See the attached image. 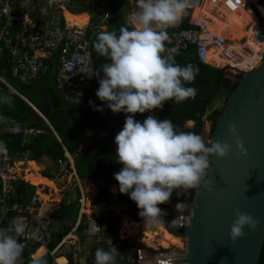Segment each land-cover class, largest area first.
I'll return each instance as SVG.
<instances>
[{
  "label": "clouds",
  "instance_id": "obj_1",
  "mask_svg": "<svg viewBox=\"0 0 264 264\" xmlns=\"http://www.w3.org/2000/svg\"><path fill=\"white\" fill-rule=\"evenodd\" d=\"M256 4L259 6L258 2ZM34 5V16L36 17L38 7L36 0H34ZM191 5L192 0H136V7L128 16V26L120 27L118 34L115 31H103L99 25L93 28L100 32H97L93 47L108 61L95 71L94 76L103 73V78L98 81L99 87L95 95L101 102H106L107 108L113 114L123 112L126 117L123 128L114 140L116 162L123 167L114 174L113 179L118 184L119 193L129 195V199L136 204L139 210V216L144 223L149 225L163 222L161 218L163 213L158 205L167 203L174 191L209 190L210 181L205 179L209 170V158L224 159L232 151V146L227 143L211 142L206 145L200 135L178 131L172 121L167 118L158 120L153 115H149L143 123L134 119L135 114L162 109L166 101L179 104L196 96V88L188 85L195 81L199 69L192 65H178L171 54L173 50L165 47V43L170 42L168 28L175 27ZM38 19H41V16ZM60 19L65 24L66 18L61 17ZM95 83L91 88L81 92V98L77 102L68 94H60L67 97V99L64 98L66 102L70 100L75 106L83 99L85 102L89 94L96 90L94 89ZM8 88L10 94L0 95V103L10 105L14 90L11 86ZM89 104L91 105L92 102L89 101ZM30 106L41 117L42 114L31 104ZM94 110L102 112L103 108L94 107ZM43 117L47 120L45 116ZM46 123L49 124V121L47 120ZM11 126L17 127L14 133L33 131L35 134L36 132L15 121L11 122ZM228 133L236 137L234 154H239L241 157L246 156L247 150L237 136L235 125H229ZM4 150L5 146L0 142V151ZM65 157L69 164L68 157L66 155ZM7 158L10 157L7 156ZM1 159L4 161V157ZM27 160L30 159L20 161L26 162ZM10 162L14 167L15 162ZM61 166L64 168V164ZM1 172L2 169L0 171L2 179ZM12 174L16 172L9 175ZM22 177L20 176L21 179ZM23 180L26 181L25 178ZM2 186L3 193L0 199L4 198L6 207L12 208L18 203L9 207L7 199L14 191L4 195L3 179ZM233 215L235 219L230 226L229 239L234 243L243 238L245 228L249 232H255L259 221L250 214L241 213L238 209L233 210ZM25 230L26 224L19 217L13 218L8 227L0 228V264H18L23 251L31 248L35 249L31 257L38 249L47 248V254L53 257L54 264L59 258H63L58 254L63 241L53 252L49 250L53 242L48 247L34 246L23 250L24 245L18 241V238L25 233ZM86 230L87 227L85 236ZM103 233L104 227L100 236ZM111 245L110 242L108 248H111ZM132 250H134V264L135 251L138 249ZM117 253L115 247L108 251L97 249L95 264H114ZM33 264H44V261L39 258L34 260ZM68 264H70L69 260Z\"/></svg>",
  "mask_w": 264,
  "mask_h": 264
},
{
  "label": "trees",
  "instance_id": "obj_2",
  "mask_svg": "<svg viewBox=\"0 0 264 264\" xmlns=\"http://www.w3.org/2000/svg\"><path fill=\"white\" fill-rule=\"evenodd\" d=\"M93 1L94 0L81 1L85 6L84 10L86 12L92 13ZM128 1L130 0H106L105 12L109 14L107 31H115L118 34L120 27L128 26L127 15L123 12V8L128 4ZM133 1L136 2V0ZM36 4H38V0H36ZM258 5L264 6V0H258ZM40 16L41 9L37 7L36 17L40 18ZM201 17L202 19H210V27H216L220 22V19L210 12H204ZM93 24H95L93 25V28H95L99 23L96 24L93 22ZM190 28H192V25L190 19H187L182 23L181 30ZM222 28L223 27L221 26L217 29V35L220 34L219 31H221ZM165 47L171 49V38L170 42L165 43ZM93 54L95 70L99 69L102 64L108 62L105 57L100 56L95 51L94 47ZM166 54L167 53H165V55ZM173 57L178 65L187 66L188 62L192 61L193 54L189 53L181 56L173 55ZM212 61H215V59ZM215 64L218 65L219 68L225 67L224 63L215 61ZM194 67L198 68L199 72L195 81L188 86L196 88L197 94L195 97H198L202 102L210 106L211 114L207 117H203L197 113L175 107L173 101H166L162 110L155 114L154 117L158 120L167 118L172 121L178 131L193 132L200 136H202L204 132L206 121H211L213 122L214 134L218 119L223 110L212 109L216 104L222 102L224 95H228V100L230 95L236 90L238 84L230 80L224 70L203 66L199 63ZM18 83L21 84L20 90L14 89L13 86L9 84L14 90L12 103L10 105L0 103V121L3 123V126L0 127V142L5 146L7 156L10 157L11 161L17 162L29 158L32 161L28 163L31 165L34 172L37 173L39 177H43L40 174V171L43 169L42 166L33 161H38L44 156H50L57 164L59 159H65V153L66 150H68L70 154L77 155L74 159L75 167L78 171L84 172V174L79 173L80 176L102 178L106 182L104 192H102L108 195V191L106 190L108 185L117 184L113 179V176L123 167L116 162V145L114 140L118 129V124L115 121L118 120L124 122L126 118L125 114L123 112L117 114L107 113L105 111L106 102H102L103 111L101 112L102 114L96 117L98 122L95 125L96 128L94 127V131L91 120L87 117L88 109L91 107L84 106V99L78 105L69 106L64 99L65 97L58 92L57 85L52 79L42 82L41 85L37 87H33V83L23 81H18ZM7 94H10L9 88L0 81V95ZM26 100H28V102ZM29 103L35 107L40 114L47 118L49 124L31 108ZM150 114L151 112L135 114L134 118L135 116H140L144 121ZM12 121L24 124L27 129L35 130L36 134H27L25 131L21 133L11 132L7 129V126L8 124H11ZM188 122H194V125L189 127L187 125ZM89 130L94 131V137L92 139H86V134L90 132ZM84 138L86 141V148L83 151H80L79 145ZM2 157V151H0V171L5 166L4 161L1 159ZM28 182L21 179L15 183L14 193L7 199V205L9 207L14 203H24L26 205L30 203V198L35 195L36 188L30 184L31 182ZM2 191L3 186L0 177V197L2 196ZM183 191H186V194L179 196L177 200L181 203H191L194 191ZM108 197L109 199H112L110 196ZM117 202L121 204L125 209L126 214L132 220L136 222L143 221L139 216V210L136 204L129 199V195H121L119 193ZM62 203L63 202H61L60 208L54 212L53 215L57 219H60L62 225L66 228V231L58 233L60 236L54 237L53 243L49 246L50 252H53L70 232L71 229L67 227L66 222L74 220V217L79 214V207L75 206L73 209H70ZM77 204L79 203L77 202ZM158 207L161 209L164 219H169L168 226H166L168 233H170L171 236L181 237L184 230L176 229L170 225V219L173 218L175 210L166 204L158 205ZM16 217H18L16 212L9 211L5 215L1 225L4 228L8 227L10 221ZM106 219L104 238L105 240H109L112 245H117L116 232L118 231L121 217L115 215ZM80 228L84 229L85 225L82 223ZM18 241L23 244L21 236L18 238ZM131 248L137 250L143 248V246L140 244H134ZM34 250L35 249L31 248L23 251L26 260L25 264H33L31 254ZM42 259L44 264H54V259L50 254H47ZM70 264H74V260H71ZM259 264H264V246Z\"/></svg>",
  "mask_w": 264,
  "mask_h": 264
},
{
  "label": "built area",
  "instance_id": "obj_3",
  "mask_svg": "<svg viewBox=\"0 0 264 264\" xmlns=\"http://www.w3.org/2000/svg\"><path fill=\"white\" fill-rule=\"evenodd\" d=\"M204 1L192 0V5L187 9L185 16L173 27V33H168L171 38L172 54L181 56L192 53L193 58L188 65L195 66L199 63L222 70L210 57L212 51L216 50L226 63L223 69L225 72L228 70L232 72L231 74H246L253 70L247 71L241 68V64L256 54L255 47L250 45L251 48L238 49L222 35H217L210 29L209 18L197 17L192 20L195 7L201 6ZM17 2L18 0H0V81L10 87L4 80L7 75L28 83H39L52 79L57 85L58 92L68 94L77 102L81 98V92L91 88L97 79V76H94L96 70L93 45L98 33L91 34L88 25L85 27L70 26L66 20L63 24L61 19L51 22L43 18L38 19L34 16L35 7L32 12H18ZM212 2L226 7L231 13L251 9L253 15L259 20L253 40L255 44L261 45L264 51V41L258 38L259 35L264 34V20L260 18L261 12L255 2L250 3L247 0H212ZM108 19L109 14L105 13L99 25L101 30ZM187 19H190L192 28L181 30L182 23ZM245 41L246 39L242 40L243 43ZM262 53L257 52L260 61ZM228 78L231 80L230 77ZM227 96L224 95L222 99L223 101L225 99L224 102ZM4 161L6 162L3 168L5 172L4 174L1 172V176L4 181V195H7L14 191L15 183L21 178L16 174L9 175L14 167L11 165L10 158L5 157ZM59 163L64 164L61 160ZM173 196L172 193L169 201L165 203L172 208H174ZM0 205L4 213L9 210L4 198L0 199ZM11 210L25 215L26 230L21 236L23 250L34 246L48 247L53 242L54 232L47 219L40 214L37 199L33 198L26 206L14 204ZM191 216L190 203V211L175 212L173 218L170 219V225L176 229L185 230L190 225ZM84 225L87 227V237L98 238L100 236L103 227L99 223L87 221ZM135 252L134 264H176L183 260V255L179 256L160 248L153 250L143 246Z\"/></svg>",
  "mask_w": 264,
  "mask_h": 264
},
{
  "label": "water",
  "instance_id": "obj_4",
  "mask_svg": "<svg viewBox=\"0 0 264 264\" xmlns=\"http://www.w3.org/2000/svg\"><path fill=\"white\" fill-rule=\"evenodd\" d=\"M258 38L264 41V34ZM234 80L238 86L227 100L213 137V143H227L232 151L224 159L210 157L205 177L210 181L209 190H193L190 225L181 237L174 236L184 239L186 244L183 260L176 264L260 262L264 246V51L253 70ZM95 93L96 90L86 98V107H102ZM174 106L203 117L210 110L198 97L174 103ZM41 117L47 122L43 115ZM229 125H235L237 136L247 150L246 156L234 154L236 137L229 135ZM234 209L252 215L259 224L255 232L245 228L243 238L233 243L229 230L235 219ZM168 221L163 218L164 227L168 226Z\"/></svg>",
  "mask_w": 264,
  "mask_h": 264
},
{
  "label": "crops",
  "instance_id": "obj_5",
  "mask_svg": "<svg viewBox=\"0 0 264 264\" xmlns=\"http://www.w3.org/2000/svg\"><path fill=\"white\" fill-rule=\"evenodd\" d=\"M253 1H255V3L258 2V0H253ZM134 3H135V1L130 0V1H128V4H126L125 7L123 8V12H124L125 15H127V17H126L127 19H128V16H129L128 13H127L128 9H130V7H133V8L136 7L134 5ZM92 5H93L92 6L93 7L92 8V13L86 12L84 10L85 9V6L84 5H83L84 6V9L83 10H81L79 12H76V13H72V14H80V13L82 14V13H86V14H88L90 16L91 15L93 16L94 14L97 15L96 12H97V9H99V7L102 8L101 9L102 16H101V18L99 20H96V19L93 18L92 19L93 21H92V24H91V21L89 19L88 24H91V27L93 26V22H95L96 24L99 23L98 25H100V23L103 21L104 14L107 13V12H105L106 0H94L93 3H92ZM203 13L204 12H200V13L199 12H195V14H192V19L195 20L197 17H199L200 19H202L201 16H202ZM225 17H227L230 20V17L227 16V13L225 14ZM221 20H223L224 21V24H225L224 14L223 13H221L220 22H222ZM220 22H219V24H220ZM225 26L227 27V25H225ZM222 27H223V25H222ZM218 28L219 27L216 28V32H217V29ZM102 30L103 31H107V22L105 23V26H104V28ZM167 31H168L169 34H172L173 31H174V28L173 27H170V28H168ZM216 32H215V34H216ZM235 35H233V38L235 37ZM233 38H231V39H233ZM66 103L69 106H74L71 103L70 100L67 101ZM95 108H98V107H95ZM101 108H103V104H102V107ZM161 110L162 109H160V111ZM105 111L107 113H112L107 108V104H106ZM100 114H102V113L94 110V106L88 109L87 117L90 118L91 124H92V127L93 128L95 127L96 123L98 122V119L96 117L99 116ZM134 119L136 121L140 122V123H143V120L140 118V116H135ZM100 122H102V121H100ZM115 122L118 124L117 125L118 126V129L116 131L118 133L119 130H121L123 128V126H121V125L124 122H120L118 120H116ZM2 126H3V123L0 121V127H2ZM95 128H94V131H95ZM7 129H9L11 132H14V130H15V128H13L11 126V124H8ZM94 131L92 130V131L88 132L86 134V139H92L94 137ZM27 133L28 134L29 133H33V131H29ZM84 141H85V138L81 142V144L84 143L85 146L83 147V149H81V145H80V147H79V150L80 151H83L86 148V141L85 142ZM2 154L4 156L7 155V151L6 150L2 151ZM65 155L69 159V164L67 162V158L66 157H65V159H59V160H62L63 161L64 168H63V166L59 165V160L57 161V164H56L55 163V160L52 157H50V156H44L43 158H41L38 161H33V162L39 163L42 166V168H43L42 169V172H46V171L48 172V171H50V174H46L45 173V174H43V175L41 174V175L43 177L46 176L45 178L48 179V180L54 181V183L57 186L56 189L59 190L58 196L61 197L60 201L58 203L51 202V204L53 203L52 205L48 204L50 201L48 203H44L42 200L39 199L41 197V195H38L35 192V195L34 196H31V198H30V203H31V200L33 198H35V199L38 200L39 212H40L41 215H43L45 217V219H47L48 223L51 225V228H52V230L54 232V237H58V236H60V234H58V233H62L64 231H66V228L62 225L60 219H57L53 215L54 212H56L60 208L61 202H63L62 204H64L67 208L69 207L70 209H73L75 206L79 207V214L74 217V220H69L68 222H66L67 227L71 229V232L68 233V237L69 236H74V237H72V238L69 237L67 241H65L66 238L63 240V242H62L63 246L59 249L58 254L62 255V257H63L62 259H64V261L67 262V264H68V260H70V261L71 260H74V264H85L84 261L88 262V264H95V262L92 261V259L90 257H86V255H85V251L87 253H91V250H89V248H87L86 250H85V248H82L79 251H78V249H76L74 252H71V251L69 252V250L65 246H70L71 249H72L73 246L75 244H77L76 242H80L79 244H81V240H82V237L85 236V229H86V227L84 229L83 228H80V225L82 223L84 224L87 221H91L92 223H99L101 225H105L104 218H108L110 216L118 215V208H120L124 212H125V209L121 206V204L119 202H117V198H118V195H119L118 187L116 186L117 184H110V185H108V187L106 189L108 191V195L107 194H104L103 192H104V186H105L106 182L102 178H97V177H81L80 174H84V172L83 171L82 172L81 171H78L76 169L75 163H74V159L77 157V155L76 154H70V152L68 150H66ZM25 159H27V158H25ZM31 161L32 160H27L26 162H31ZM18 162H25V161H18ZM18 162H15L14 163V166ZM57 165H59V168L57 167ZM60 167H62V168L60 169ZM68 171H70V173H72V175L70 177H68L67 179L66 178H63L64 177L63 175H65L64 172H68ZM4 172H5V169L2 168V174H4ZM9 174H10V172H9ZM85 185L87 186V188L89 187L88 189L90 190V194L91 193H94L95 194L94 201H93V203L95 202V204H93V207H95L98 204H101V209L99 210V214L98 213H95V214H91L89 216L87 214V211L85 210V202L87 203L88 198L90 196V194L89 195L86 194L88 192V189H87L86 192L84 190V187H86ZM35 188H36V190H38V188L36 186H35ZM111 188L112 189H116V192H114V190H112ZM45 191L51 193L53 190L51 188H49V187H45L44 186V190H42V192H45ZM92 191H94V192H92ZM105 195H107V196H105ZM108 196H110L112 199H109ZM97 198H99V199H97ZM41 201H42V203L45 206L44 208H43V206L41 207V205H42L41 204ZM77 202L79 204H77ZM18 204L21 205L22 203H18ZM29 204H27V205H29ZM24 205L26 206V204H24ZM49 207H56V209L55 210H52V211H48L49 210ZM11 209L12 208H9V210L6 213H4L3 212V209L0 207V228H4L1 225V223H2L5 215L9 211H13ZM13 212H16L17 215H18V217L21 218V220L24 222L25 215H23V214H21L20 212H17V211H13ZM125 214H126V212H125ZM162 218H163V216H162ZM80 234H82V237H80ZM90 240L91 239H89V241ZM70 241H72V244L70 243ZM107 242L108 241H105L104 242V240L102 241V243L100 242L101 249H104L105 251H108V249H109L108 248V244L110 242L108 244H107ZM100 246H99V244L95 243V245L93 246L92 253L95 254L96 250L99 249ZM39 250L45 252V255L43 257H45L46 254L48 253V249L47 248H40V249H38L36 251L35 256H36V254L38 253ZM23 253H22V256H21L20 260L18 261V264H25L26 263V260H25V257L23 255ZM60 255H56V257H60ZM35 256H34V258H35ZM43 257H41V258H43ZM31 259H32V257H31ZM60 259L61 258H59L58 260H60ZM130 264H133V260H132V262Z\"/></svg>",
  "mask_w": 264,
  "mask_h": 264
},
{
  "label": "rangeland",
  "instance_id": "obj_6",
  "mask_svg": "<svg viewBox=\"0 0 264 264\" xmlns=\"http://www.w3.org/2000/svg\"><path fill=\"white\" fill-rule=\"evenodd\" d=\"M81 1L82 0H38V7L41 9V14H42L41 15V18H43L45 20H49L50 22L52 20L58 21L61 17H65L66 20H67V16L65 15V11H68L70 13H76V12H79V11H81V10L84 9V6H83L84 4ZM134 5L136 6V2L134 3ZM34 7H35L34 0H18V2H17V11L18 12H23V11H25V12H32L34 10ZM101 9L102 8H100V7H99V9H97V12H96L97 15H95V14L93 16L92 15L91 16L89 15V19L91 21V24H92V21H93L92 19L93 18L96 19V20H99L101 18V16H102ZM133 9H134L133 7H130V9H128V11H127L128 15L132 12ZM193 14H195V11L193 12ZM260 18H262V17L260 16ZM192 20H194V19H192ZM224 20H225V24H224V21L221 20L222 22H220V24L216 26V28H217V27H220V26L223 25V30L222 31H219V32H221L220 35H223L224 34V31H225V28H226L225 25L228 24V23L226 24V22L227 21L229 22V19L227 17H224ZM67 22H68V20H67ZM68 24L70 25L69 22H68ZM91 24H87V25H90L89 31L90 32L92 31L93 34H96L98 32V30L97 29H93V26L91 27ZM93 25H95V24H93ZM70 26H72V25H70ZM216 28H215V32H216ZM240 33L241 32L237 33L236 35L234 34L235 35L234 40L236 39V37L238 35H241ZM230 38H233V34L231 35ZM211 55H213V54H211ZM219 63H222V62L220 61ZM223 69L224 68H222V70ZM231 73L232 72H229L228 70H226L227 76L230 77L232 81H234V78L235 77H240V76H243L244 75V74H238V73H235L236 74L235 75V74H231ZM237 75H239V76H237ZM102 78H103V73H101L97 77V81L95 83L96 91H97V89L99 87L98 81H99V79H102ZM4 80L7 82V84H11L14 89H17V90H20L21 89V84L18 83V81H21L22 82L23 80H20V79H17V78H12L9 75H7L6 77H4ZM40 85H41V83H33V87H37V86H40ZM94 89H95V87H94ZM94 89H93V91H94ZM83 96H84V94H83ZM65 99H67L66 96H65ZM224 101H225V99H224ZM224 101L222 100V102H219L217 105L214 106V108L212 110H220V111L224 110L225 109V102ZM210 110H209V113H207V116H209L211 114V111ZM159 111H160V109H153L152 112H151V115H155ZM187 125L189 127H192L194 125V122H188ZM35 134H36V132H35ZM201 137L203 138V140H204V142H205L206 145H209L211 142H213V137H214V134H213V122L206 121L205 127H204V132H203V134H202ZM80 145H81V149H83V147L85 146L84 143L83 144L80 143ZM80 145H79V147H80ZM3 157L4 158L6 157V159H7V156L6 155L3 156ZM20 164H22V166H20ZM57 167L59 168V165H57ZM27 169H28L27 162H20V163H16L15 164L14 168L12 170H10V173L16 172V176L17 177L23 176L22 178L24 179V178H26V174H27V171L26 170ZM45 173L46 174H50V171H48V172L47 171L46 172H42V170L40 171V174H42V175L45 174ZM64 173H65V175H63L64 176L63 178H66V179L72 175V173H70V171L64 172ZM26 181H29V180L26 179ZM31 185H33V184L31 183ZM52 186L53 187H51V189L53 191L51 193H49L47 191L42 192V190H44V186L40 185L39 187H37L38 190H36V194L42 195V196L43 195H46L50 199L48 201L53 202V203H58L60 201V199H61L60 196H57L56 195V194L59 193V190L56 189L57 186H56L55 183H53ZM47 187H49V186H47ZM88 188H87V186L84 187L85 192L87 191ZM39 189H40V192H39ZM112 190H114V192H116V189H112ZM88 191H89V193L87 192L86 193L87 195L90 194V190L89 189H88ZM177 192H178V194H177ZM177 192L174 191L173 204H172L173 207H174L173 209L175 210V212L190 211V203H187V202L181 203V202H179L177 200V198L179 196H183L184 194H186V191L177 190ZM39 199L42 200V197H40ZM97 199H99V198H97ZM42 201H41V204H42L41 207L43 206V208H44L45 206L42 203ZM93 201H94V197H93V199L91 201V206L90 207H88L87 206V203L85 202V205H86L85 206V210L87 211V214L89 216L91 214H93V213H90V212H92V209L94 208L93 207V204H95V202L93 203ZM50 202L48 204L52 205L53 203L51 204ZM55 209H56V207H49V210L48 211H52V210H55ZM118 215L121 217V221H120V224L118 226V231L116 232V240H117L118 244L117 245H111V248H109L108 250H111L113 247H115L116 250H117V252H118L117 254H115L114 264H130L132 262V260H133V254H134V251L132 250L131 247L134 244H140V245H143V246L147 247L146 244H145V241H143L145 239L144 236H143V233H142L143 232L142 231V228L143 227L141 226V229H140V227H138L137 228V231L138 232L135 233V234H132V236L123 237L121 231H122V228H123L122 226H123L124 218H126L127 220H130L131 222H135V221L132 220L128 215H126L125 212L123 210H121L120 208H118ZM104 220L107 221L106 218H104ZM162 220H163V218H162ZM136 223H142V222H136ZM102 226H104V225H102ZM162 226H163V222H162ZM69 237L72 238L74 236H69ZM69 237L66 236L65 241H67ZM80 237H82V234H80ZM90 239L91 240L89 241V239L86 236H83L82 237V240H81V244H79L80 242H76L77 244H75L72 249H71L70 246H65V247L69 250V252L70 251L71 252H74L76 249H78V251H79L82 248H85V250L87 248H89V250H91V253H87L85 251V255H86V257H90L92 259V261L95 262V254L92 253L93 246L95 245V243L99 244V246H100V242L102 243L103 240H104V242L105 241H108L107 244L110 241L109 240H105L104 233L102 234V236H100V238H98V240L96 238H90ZM179 239L182 241V244H183L182 247H181V249H177L175 247H170L167 250H169V252H171V253H175V254L181 256L185 252L186 244H185V240L184 239H181V238H179ZM70 243L72 244V241H70ZM147 248H149V247H147ZM99 249H101V246H100ZM44 255H45V252L39 250L38 253L36 254V256H35V254L32 256V259L33 260H37V259L43 257ZM34 256H35V258H34ZM84 263L85 264H88V262H86V261H84ZM55 264H58V263L56 262ZM66 264H67V262H66Z\"/></svg>",
  "mask_w": 264,
  "mask_h": 264
},
{
  "label": "bare ground",
  "instance_id": "obj_7",
  "mask_svg": "<svg viewBox=\"0 0 264 264\" xmlns=\"http://www.w3.org/2000/svg\"><path fill=\"white\" fill-rule=\"evenodd\" d=\"M247 1L250 3L255 2L253 0H247ZM258 7H259V10L261 12V16L264 20V6L259 5ZM194 11L195 12H210V13L215 14L219 19H221V13L224 14V17H225V14L227 13V16L230 17V20H229V22L228 21L226 22V24L227 23L228 24H227V27L225 28L224 34L222 36L225 39H227L228 41H230L233 45H235V47L238 49H244V48L246 49V48H251V47H255V49H256V54L247 58L241 64V68H244L247 71H249V70L253 69V67L257 63H259L260 56L257 55V52L261 53V52H263V49H262L261 45L255 44V42L253 40L256 29L259 26V23H258L259 20L253 15L251 9H244L238 13H231V11H228V9L226 7L216 5L212 2V0H205L201 6L195 7ZM65 15L67 16L68 22L72 26L77 25L80 27H84L88 24V21H89V15L86 13L72 14L68 11H65ZM210 29L215 33V27H210ZM231 29H232V31H231ZM222 30H223V28H222ZM239 32H241L240 33L241 35H238L235 40H234L235 37L233 39L230 38L232 34L234 35V34L239 33ZM244 38L246 39V41L243 43L242 40ZM250 45H251V47H250ZM211 54H213V55H211ZM211 54H210L211 55L210 57L212 60L215 59L216 62L221 61L222 63H224V65H226L225 61L222 58H220V55L216 50L212 51ZM27 164H28V169L26 170L27 174H26L25 179L29 180L36 187H39L40 185L45 186V187L49 186V188L53 187L52 185H53L54 181L48 180L45 177H39L38 174L33 171V169L31 168V165L29 163H27ZM20 166H22V164H20ZM39 192H40V189H39ZM92 192H94V191H92ZM88 193H89V191H88ZM57 196H58V194H57ZM94 196H95L94 193L90 194L88 201H87L88 207L91 206V201H92ZM41 197H42V200L44 203H48L49 202L48 200H50L49 197L46 195H43V196L41 195ZM100 209H101V204H98L94 207V209H92V212H90V213H93V214L98 213L99 214ZM141 226L143 227L142 233H143V236L145 238L143 241H145V244L147 247H149L151 249L153 248L154 250H157L158 248L167 250L170 247H175L177 249H181V247L183 245L182 241L179 238H175V237L171 236V234H169L164 229V227L162 226V222L156 223L153 225H149V224L144 223V221H142V223H136V222H131L130 220H127L126 218H124L123 226H122L123 228L121 231L122 236L123 237L132 236V234H135L138 232L137 231L138 227H140V229H141ZM56 262L58 264H66V262L62 258Z\"/></svg>",
  "mask_w": 264,
  "mask_h": 264
}]
</instances>
